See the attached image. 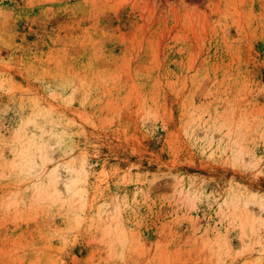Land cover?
<instances>
[{
    "label": "rangeland",
    "instance_id": "rangeland-1",
    "mask_svg": "<svg viewBox=\"0 0 264 264\" xmlns=\"http://www.w3.org/2000/svg\"><path fill=\"white\" fill-rule=\"evenodd\" d=\"M0 264H264V0H0Z\"/></svg>",
    "mask_w": 264,
    "mask_h": 264
}]
</instances>
